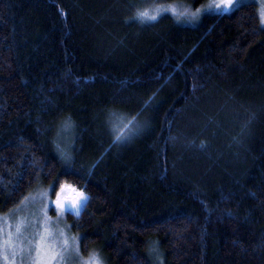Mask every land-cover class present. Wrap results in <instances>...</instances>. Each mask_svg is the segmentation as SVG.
<instances>
[{"label": "trees", "instance_id": "obj_1", "mask_svg": "<svg viewBox=\"0 0 264 264\" xmlns=\"http://www.w3.org/2000/svg\"><path fill=\"white\" fill-rule=\"evenodd\" d=\"M207 2L0 0V213L68 183L84 256L264 264L257 7L156 12Z\"/></svg>", "mask_w": 264, "mask_h": 264}, {"label": "rangeland", "instance_id": "obj_2", "mask_svg": "<svg viewBox=\"0 0 264 264\" xmlns=\"http://www.w3.org/2000/svg\"><path fill=\"white\" fill-rule=\"evenodd\" d=\"M209 2L191 9L176 4L165 7L183 24H194L198 19L209 13H229L244 3H252L257 7L260 25L264 27V0H233L228 11L215 8ZM213 5V7H209ZM193 13H198L193 17ZM87 195L68 183L51 195V190L37 189L32 191L16 207L0 213V264H107L99 255L90 251L85 256L79 248L77 236L73 235L67 221V213L77 215ZM70 206L61 209L56 202ZM19 229V230H18Z\"/></svg>", "mask_w": 264, "mask_h": 264}, {"label": "snow or ice", "instance_id": "obj_3", "mask_svg": "<svg viewBox=\"0 0 264 264\" xmlns=\"http://www.w3.org/2000/svg\"><path fill=\"white\" fill-rule=\"evenodd\" d=\"M238 2H239V0H237V3ZM232 4H233V0H220L219 3H215L214 7L215 8H223V11L226 12L232 6ZM209 7H213V5H209ZM164 11H167V9H157L156 10L157 14H159L161 12H164ZM192 15H193V17H195V16L198 15V13H193ZM138 17L140 18L141 22H143L145 19L150 20V21L157 20V15H149V13L146 12V11L139 13ZM116 139H117V141H119L121 139V137L117 136ZM52 191H53V194H54L55 193V189H53ZM56 204L61 209H65V208H69L70 209V206H67V205H64V204H60L59 200H57ZM76 214L78 215L79 212H77ZM93 261H94V264H95V257H93Z\"/></svg>", "mask_w": 264, "mask_h": 264}]
</instances>
